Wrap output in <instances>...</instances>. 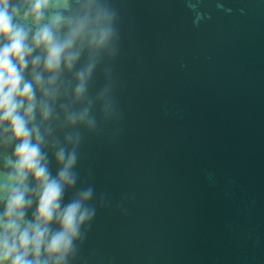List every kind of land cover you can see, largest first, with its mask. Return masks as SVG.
I'll list each match as a JSON object with an SVG mask.
<instances>
[{
    "label": "water",
    "instance_id": "water-1",
    "mask_svg": "<svg viewBox=\"0 0 264 264\" xmlns=\"http://www.w3.org/2000/svg\"><path fill=\"white\" fill-rule=\"evenodd\" d=\"M113 3L123 115L81 145L107 202L75 264H264V0Z\"/></svg>",
    "mask_w": 264,
    "mask_h": 264
},
{
    "label": "clouds",
    "instance_id": "clouds-1",
    "mask_svg": "<svg viewBox=\"0 0 264 264\" xmlns=\"http://www.w3.org/2000/svg\"><path fill=\"white\" fill-rule=\"evenodd\" d=\"M119 15L113 0H0V264H75L107 202L78 164L122 119Z\"/></svg>",
    "mask_w": 264,
    "mask_h": 264
}]
</instances>
